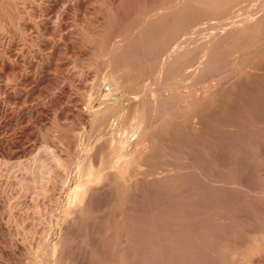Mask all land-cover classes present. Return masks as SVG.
Segmentation results:
<instances>
[{
  "label": "rangeland",
  "instance_id": "obj_1",
  "mask_svg": "<svg viewBox=\"0 0 264 264\" xmlns=\"http://www.w3.org/2000/svg\"><path fill=\"white\" fill-rule=\"evenodd\" d=\"M203 1L0 0V264H264V0Z\"/></svg>",
  "mask_w": 264,
  "mask_h": 264
},
{
  "label": "bare ground",
  "instance_id": "obj_2",
  "mask_svg": "<svg viewBox=\"0 0 264 264\" xmlns=\"http://www.w3.org/2000/svg\"><path fill=\"white\" fill-rule=\"evenodd\" d=\"M212 1H213V0H212ZM217 1H218V0H217ZM224 1H225V0H224ZM227 1H228V0H227ZM230 1H231V0H230ZM249 1H250V0H249ZM256 1H257V0H256ZM169 2H170V1H169ZM169 2H168V3H169ZM180 2H181V1H180ZM199 2H200V1H199ZM201 2H202V1H201ZM201 2H200V3H201ZM204 2H206V4H207V3L210 4L211 1L209 2V0H208V2H207V0H205V1H203V4H205ZM214 2H216V1H214ZM250 2H252V1H250ZM168 3H167V4H168ZM176 3H177V1H176ZM197 3H198V2H197ZM212 3H213V2H212ZM221 3H223V2H220V4H221ZM246 3H247V2H246ZM256 3H257V2H256ZM260 3H261V2H260ZM182 4H183V3H182ZM191 4H192V3H191ZM226 4H228V3H226ZM250 4H251V3H250ZM250 4H248V5L250 6ZM261 4H262V3H261ZM184 5H185V4H184ZM223 5H224V4H223ZM251 5H252V4H251ZM256 5H257V4H256ZM165 6H167V5H165ZM165 6H164V9H165ZM201 6H202V5H201ZM213 6H214V5H213ZM213 6H212V7H213ZM215 6H216V5H215ZM254 6H255V4H254ZM257 6H258V5H257ZM257 6H255V7H257ZM261 6H262V5H261ZM168 7H169V5H168ZM183 7H184V6H183ZM208 7H209V6H208ZM216 7H217V6H216ZM221 7H222V6H221ZM247 7H248V6H247ZM251 7H252V6H251ZM263 7H264V6H263ZM161 8H162V6H161ZM171 8H172V7H171ZM171 8H169V10H170ZM177 8H178V7H177ZM214 8H215V7H214ZM228 8H229V7H228ZM240 8H241V7H240ZM248 8H249V7H248ZM248 8H247V10H249ZM252 8H253V7H252ZM257 8H258L259 10H260V9L262 10V7L259 8V6H258ZM162 9H163V8H162ZM174 9H175V8H174ZM174 9H172V10H174ZM179 9H180L179 11L182 10L180 7H179ZM193 9H194V8H193ZM226 9H227V8H226ZM230 9H231V8H230ZM230 9H229V10H230ZM188 10H189V9H188ZM201 10H202V9H201ZM203 10H204V9H203ZM206 10H207V9H206ZM247 10H246V13H248ZM253 10H254V9H253ZM259 10H258V11H259ZM182 11H184V10H182ZM196 11H197V10H196ZM227 11H228V10H227ZM254 11H257V9L254 10ZM254 11H253V12H254ZM258 11H257V12H258ZM262 11H263V10H262ZM154 12H155V11H154ZM164 12H165V11H164ZM250 12H251V8H250ZM149 13H150V11H149ZM162 13H163V12H162ZM179 13H180V12H179ZM181 13H182V12H181ZM236 13H237V12H236ZM243 13H244V11H243ZM261 13H262V12H261ZM165 14H167V13H165ZM240 14H241V13H240ZM255 14H258V13L255 12ZM200 15H202V14H200ZM236 15H237V14H236ZM242 15H243V14H242ZM251 15H252V14H251ZM194 16H195V15H194ZM226 16H227V15H226ZM229 16H230V15H229ZM247 16H248V15H247ZM256 16H258V15H256ZM180 17H181V16H180ZM227 17H228V16H227ZM233 17H234V16H233ZM173 18H174V17H173ZM183 18H184V17H183ZM190 18H191V17H190ZM225 18H226V17H225ZM228 18H230V17H228ZM231 18H232V17H231ZM250 18L252 19V16H250ZM255 18H256V17H255ZM142 19H143V18H142ZM146 19H147V18H146ZM174 19H175V18H174ZM191 19H192V18H191ZM220 20H221V19H220ZM222 20H223V19H222ZM246 20H247V18H246ZM147 21H148V20H147ZM183 21H184V20H183ZM236 21H237V20H236ZM168 22H169V21H168ZM142 23L144 24V21H143ZM146 23H147V22H146ZM149 23H150V22H149ZM239 23H240V22H239ZM220 25H221V24H220ZM239 26H240V24H239ZM145 27H146V26H145ZM221 28H222V26H221ZM239 28H240V27H239ZM187 29H188V27H187ZM212 29H213V27H212ZM245 29H246V28H245ZM141 30H142V29H141ZM231 30H232V29H231ZM235 31H236V30H235ZM150 32H151V31H150ZM187 32H188V31H187ZM208 32H209V31H208ZM219 32H220V31H219ZM223 32H224V30H223ZM143 33H144V32H143ZM150 34H151V33H150ZM216 34H217V33H216ZM202 35H203V34H202ZM213 35H214V34H213ZM149 36H150V35H149ZM151 37H152V36H151ZM151 37H150V38H151ZM183 37H184V36H183ZM186 37H187V36H186ZM178 38H179V37H178ZM192 38H193V37H192ZM199 39H201V38H199ZM177 40H178V39H177ZM187 40H188V39H187ZM195 40H196V39H195ZM205 40H207V38H206ZM151 41H152V40H151ZM182 41H183V40H182ZM185 41H186V40H185ZM198 41H199V40H198ZM207 41H208V40H207ZM186 42H187V41H186ZM183 43H184V42H183ZM183 43H182V44H183ZM185 44H187V43H185ZM204 44H205V42H204ZM207 45H208V44H207ZM207 45H206V46H207ZM143 47H144V46H143ZM147 47H148V50H149V46H147ZM150 47H151V46H150ZM170 47H171V46H170ZM170 47H169V48H170ZM176 47H177V46H176ZM195 47H196V46H195ZM197 47H198V46H197ZM203 47H204V46H203ZM177 48H178V47H177ZM170 49H171V48H170ZM207 49H208V48H207ZM240 49H241V48H240ZM110 50H111V49H110ZM196 50H197V49H196ZM237 50H238V49H237ZM114 51H115V50H114ZM175 51H176V50H175ZM185 51H186V50H185ZM198 51H199V50H198ZM112 52H113V51H112ZM169 52H170V50H169ZM192 52H193V51H192ZM109 53H110V52H109ZM165 53H166V51L164 52V54H165ZM193 53H195V52H193ZM204 53H205V52H204ZM115 54H116V53H115ZM175 54H176V53H175ZM177 54H178V53H177ZM180 54H181V53H180ZM109 55H110V54H109ZM169 55H170V53H169ZM162 56H163V55H162ZM166 56H167V55H166ZM172 56H173V55H172ZM164 57H165V56H164ZM175 57H176V59H177V57H179V56H175ZM213 57H214V56H213ZM143 58H144V57H143ZM170 58H171V57H170ZM172 58H174V56H173ZM181 58H182V57H181ZM108 59H109V58H108ZM110 59H111V58H110ZM168 59H169V57H168ZM182 59H183V58H182ZM113 60H114V59H113ZM165 60H166V58H165L164 60H161V61H164V62H165ZM173 60H174V59H173ZM173 60H171V61L173 62ZM212 60H213V59H212ZM227 60H228V59H227ZM150 63H151V62H150ZM165 63H166V62H165ZM168 63H170V62H168ZM147 64H148V63H147ZM147 64H146V65H147ZM148 65H149V64H148ZM148 65H147V67H148ZM163 65H164V64H163ZM165 65H166V64H165ZM168 65H169V64H168ZM168 65H167V66H168ZM172 65H173V64H172ZM161 66H162V65H161ZM262 66H263V65H262ZM168 67H169V66H168ZM170 67H171V66H170ZM178 67H179V66H178ZM219 67H220V66H219ZM112 69H113V68H112ZM159 69L161 70V68H159ZM175 69H176V68H175ZM178 69H179V68H178ZM203 69H204V68H203ZM263 69H264V68H263ZM179 70H180V69H179ZM197 70H198V68H197ZM220 70H221V69H220ZM226 70H227V69H226ZM114 71H115V70H114ZM161 71H162V70H161ZM213 71H214V70H213ZM230 71H231V70H230ZM176 72H178V71H176ZM195 72H196V71H195ZM258 72H259V71H258ZM263 72H264V71H263ZM154 73H155V72H154ZM214 73H215V72H214ZM220 73H221V72H220ZM228 73H229V72H228ZM175 75H176V74H175ZM199 76H200V75H199ZM223 77H224V74H223ZM216 79H217V78H216ZM249 79H250V78H249ZM251 79H252V78H251ZM215 81H216V80H215ZM228 81H229V80H228ZM182 82H183V81H182ZM210 82H211V81H210ZM201 83H202V82H201ZM205 84H206V83H205ZM217 84H218V83H217ZM227 84H228V83H227ZM232 84H233V83H232ZM198 85H199V84H198ZM200 85H201V84H200ZM252 85H253V83H252ZM248 86H249V85H248ZM258 86H259V85H258ZM258 86H257V87H258ZM189 87H190V86H189ZM205 87H206V86H205ZM209 87H210V86H209ZM244 87H245V86H244ZM257 87L254 86V89L260 91V89H262L263 86H262L261 88L259 87L258 89H257ZM180 88H181V87H180ZM202 88H203V93L201 92V94H200L199 96L197 95V93H196V94L192 93L194 97H193V96H191V97H192V98H198L200 101H204V100L207 98V92H208V91L206 92V91H204V87H202ZM252 88H253V87H252ZM249 89H250V88H249ZM263 89H264V88H263ZM263 89H262V90H263ZM201 90H202V89H201ZM225 90H226V89H225ZM243 90H244V89H243ZM105 91H106V90H105ZM107 91H108V90H107ZM248 91H249V90H248ZM250 91H251V90H250ZM252 91H253V90H252ZM252 91H251V93H252ZM259 91H258V92H259ZM263 91H264V90H263ZM173 92H174V91H173ZM175 92H176V91H175ZM179 92H180V91H179ZM189 92H190V91H189ZM189 92H187V93L189 94ZM255 92H256V91H255ZM171 93H172V92H171ZM176 93H177V92H176ZM176 93H173V94L176 95ZM259 93L264 94L263 92H259ZM259 93H258V94H259ZM163 94H164V93H163ZM178 94H179V93H178ZM192 94H191V95H192ZM252 94H254V93H252ZM258 94H257L256 96H258ZM104 95H105V94H104ZM143 95H144V94H143ZM175 95H174V96H175ZM244 95H245V94H244ZM164 96H166V95H164ZM177 96H178V95H177ZM188 96H189V95H188ZM256 96H255V97H256ZM261 96H262V95H260V99H261ZM181 97H182V96H181ZM183 97H184V96H183ZM145 98H146V97H145ZM249 98H250V97H249ZM258 98H259V97H258ZM183 99H184V98H183ZM256 99H257V98H256ZM179 100H180V99H179ZM191 100H192V99H191L190 97H189V98H188V97H185L184 104L187 105L188 102H191V103H192ZM248 100H249V99H248ZM195 101H197V100H195ZM252 101H253V100H252ZM261 101H262V100H261ZM263 101H264V100H263ZM197 102H198V101H197ZM248 102H249V101H248ZM254 102H255V101H254ZM173 103H174V102H173ZM191 103H190V104H191ZM199 103H201V102H199ZM204 103H205V102H204ZM204 103H203V104H204ZM250 103H251V102H250ZM250 103H249V104H250ZM255 103H256V102H255ZM260 103H261V102H260ZM175 104H176V103H175ZM193 104H194V106H195L196 103L194 102V103H192L191 105H193ZM246 104H247V103H246ZM249 104H248V105H249ZM178 105H179V103H178ZM182 105H183V103H182ZM185 105H184V107H185ZM250 105H251V104H250ZM255 105H256V104H255ZM149 106H150V105H149ZM252 106H253V105H252ZM100 107H101V106H100ZM178 107H179V106H178ZM189 107H190V106L187 105V106L184 108V110H185V109H189V110H190L191 107H190V108H189ZM247 107H248V106H247ZM260 107H261V106H260ZM95 108H96V107H95ZM98 108H99V107H98ZM148 108H149V107H148ZM254 108H257V107H254ZM252 109H253V108H252ZM141 110H142V109H141ZM249 110H250V108H249ZM255 110H256V109H255ZM181 111H182V110H181ZM186 111H188V110H186ZM201 111H203V109H202ZM251 111H252V110H251ZM261 111H263V110H261ZM184 112H185V111H184ZM184 112H183V113H184ZM195 113H196V112H195ZM200 113H201V112H200ZM252 113H253V112H252ZM257 113H258V112H257ZM260 113H261V112H260ZM255 115H256V114H255ZM253 116H254V115H253ZM242 117H244V116H242ZM244 119H245V118H244ZM249 119H250V118H249ZM252 119H253V118H252ZM258 120H259V118H258ZM140 121H141V118H140V116H138L137 114H135V115H133V116L131 117L129 128H127V127H126V128H123V129L119 132V133H120V138H118V141H117L118 144H119V145L117 144L118 147H121V148H128V145H131V144H130V141H131V139H132L131 136L133 135L135 129L137 128V126H141V127H142V125H138V124L140 123ZM228 121H229V120H228ZM141 122H143V121H141ZM83 123H84V122H83ZM143 123H144V122H143ZM231 125H232V124H231ZM233 125H235V124H233ZM237 125H238V124H237ZM121 128H122V127H121ZM252 128H253V127H252ZM257 128H258V127H257ZM83 129H84V128H83ZM140 129L143 130V127L140 128ZM78 130H80V129H78ZM91 130H92V129H91ZM118 130H119V129H118ZM248 130H249V129H248ZM248 130H247V131H248ZM88 131H89V130H88ZM140 131H141V130H140ZM256 131H258V130H256ZM78 132H79V131H78ZM78 132H77V133H78ZM81 132H82V131H81ZM90 132H92V131H90ZM210 132H211V131H210ZM260 132H261V131H260ZM260 132L258 133L259 135H260ZM221 133H222V132H221ZM89 134H91V133H89ZM138 134H139V133H138ZM208 134H210V133H208ZM239 134H240V133H239ZM218 135H219V134H218ZM262 135H264V134L262 133ZM228 136H229V135H228ZM233 137H234V135H233ZM237 137H238V136H237ZM237 137H235V138H237ZM209 139H210V138H209ZM263 139H264V138H263ZM114 140H117V139H114ZM235 140H236V139H235ZM257 140H258V139H257ZM133 141H134V140H133ZM135 141H136V140H135ZM135 141H134V143H135ZM214 141H215V140H214ZM226 141H227V140H226ZM247 141H248V140H247ZM187 142H188V141H187ZM190 142H191V141H190ZM205 142H206V141H205ZM215 142H216V141H215ZM259 142H260V141H259ZM145 143H146V142H145ZM194 143H195V142H194ZM261 143H262V142H261ZM132 144H133V143H132ZM210 144H211V143H210ZM219 144H221V143H219ZM240 144H241V143H240ZM240 144H239V146H240ZM256 144H257V143H256ZM224 145H225V144H224ZM260 145H261V144H260ZM144 146H145V145H144ZM217 146H218V145H217ZM225 146H226V145H225ZM262 146H263V145H262ZM262 146H261V147H262ZM138 147H139V146H138ZM129 148H130V147H129ZM215 148H216V147H215ZM230 148H231V147H230ZM244 148H245V147H244ZM263 148H264V147H263ZM136 149H139V148H137V143L133 144L132 147H131V148L128 150V152H126V153H127V154H131V153L134 152V150H136ZM194 149H195V147H194ZM232 149H234V148L232 147ZM238 149H241V148H238ZM183 150H184V149H183ZM213 150H214V149H213ZM213 150H212V151H213ZM241 150H243V149H241ZM248 150H249V149H248ZM140 151H141V150H140ZM140 151H139V152H140ZM190 151H191V150H190ZM197 151H198V150H197ZM220 151L222 152V150H220ZM233 151H234V150H233ZM233 151H232V152H233ZM113 152H114V151H113ZM192 152H194V151H192ZM221 152H220V154H222ZM242 152L244 153V151H242ZM242 152H241V153H242ZM249 152H252V151L250 150ZM229 153H230V152H229ZM229 153H228V154H229ZM241 153H240V154H241ZM226 154H227V153H226ZM226 154H224V155H225V157L228 158V156H226ZM228 154H227V155H228ZM233 154H234V152H233ZM125 155H126V154H125ZM135 155H136V154H135ZM135 155H132V157L135 156ZM197 155H198V154H197ZM224 155H223V156H224ZM234 155H235V158H236V154H234ZM251 155H252V154H251ZM217 156H218V155H216V157H217ZM229 156H230V155H229ZM122 157H123V156H122ZM124 157H125V156H124ZM130 157H131V156H130ZM132 157H131V159H132ZM135 157H136V156H135ZM187 157H188V156H187ZM203 157H204V156H203ZM232 157H233V156H232ZM263 157H264V156H263ZM133 158H134V157H133ZM115 159H116V158H115ZM125 159H126V158H125ZM134 159H135V158H134ZM196 159H197V158H196ZM221 159H222V158H221ZM249 159H250V158H249ZM126 160H127V159H126ZM191 160H192V159H191ZM193 160H194V159H193ZM199 160H201V159H199ZM229 160H230V159H229ZM234 160H235V159H234ZM246 160L248 161L247 157H246ZM118 161H119V160H118ZM128 161H130V160H128ZM227 161H228V160H227ZM242 161H244V159H242ZM251 161H253V160H251ZM116 162H117V160H116ZM191 162H192V161H191ZM195 162H196V161H195ZM206 162H207V161H206ZM233 162H234V161H233ZM233 162H232V163H233ZM59 163H60V162H59ZM126 163H127V162H126ZM133 163H134V162H133ZM202 163H203V162H202ZM237 163H238V162H237ZM190 164H191V163H190ZM200 164H201V163H200ZM212 164H213V163H212ZM223 164H224V163H223ZM248 164H249V163H247V165H248ZM251 164H252V163H251ZM217 165H218V164H217ZM217 165H216V166H217ZM242 165H243V164H242ZM242 165H241V167H242ZM245 165H246V164L244 163V166H245ZM257 165H258V163H257ZM102 166H103V165H101V168H102ZM196 166H197V165H196ZM249 166H250V165H249ZM258 166H259V165H258ZM261 166H262V164H261ZM125 167H126V164H125L124 161H122V162H120V164H117V165H116V169H118V170H122L123 168L125 169ZM142 167H143V166H142ZM199 167H200V166H199ZM213 167H214V165H213ZM213 167H212V168H213ZM247 167H248V166H247ZM247 167H246V168H247ZM249 168H250V167H249ZM249 168H248V169H249ZM98 169H100V168H98ZM198 169H199V168H198ZM214 169H215V170H214ZM214 169H213V170H214L215 173H216V170H217V169H216L215 167H214ZM218 169H219V168H218ZM240 169H241V168H240ZM250 169H251V168H250ZM213 170H212V171H213ZM260 170L262 171V169H260ZM90 171H91V170H90ZM111 171H112V170H111ZM217 171H218V170H217ZM221 171H222V169H221ZM239 171H241V174H242V173H245V172L247 171V169L245 170V172H243V169H242V170H239ZM239 171H238V172H239ZM200 172H201V171H200ZM202 172H204V171H202ZM249 172H250V171H249ZM262 172H263V171H262ZM101 173H102V172H101ZM195 173H196V171H195ZM198 173H199V172H198ZM219 173H220V171H219ZM222 173H224V172H222ZM222 173H220V174L222 175ZM246 173H247V172H246ZM255 173H256V171H255ZM111 174H112V173H111ZM193 174H194V173H193ZM213 174H214V173H213ZM217 174H218V173H217ZM220 174H219V175H220ZM236 174H237V173H236ZM238 174H239V173H238ZM238 174H237V175H238ZM249 174H250V173H249ZM82 175H83V173H82ZM100 175H101V174H100ZM180 175H183V174H180ZM219 175H218V176H219ZM221 175H220V176H221ZM232 175H234V174H232ZM239 175H240V174H239ZM243 175H244V174H243ZM252 175H253V174H252ZM76 176H77V175H76ZM90 176H91V175H90ZM174 176H176V175H174ZM195 176H197V174H196ZM198 176H200V175H198ZM204 176H205V175H204ZM241 176H242V175H241ZM244 176H246V175H244ZM247 176H248V174H247ZM257 176H258V175H257ZM105 177H106V176H105ZM181 177H182V176H181ZM181 177H179V178H181ZM201 177H203V176H201ZM212 177H213V176H212ZM212 177H211V178H212ZM236 177H237V176H236ZM238 177H239V176H238ZM242 177H243V176H242ZM260 177H261V176H260ZM197 178H198V177H197ZM197 178H196V179H197ZM215 178H216V177H215ZM218 178H219V177H218ZM218 178H216V179H218ZM224 178H225V176H224ZM253 178H254V177H252L251 180H254ZM255 178H256V176H255ZM261 178L264 179L263 176H262ZM261 178H260V179L258 178V179L260 180L259 184H260V186L262 185L263 188H264V181H263V180L261 181ZM131 179H132V178H130V180H131ZM164 179H165V178H164ZM196 179H195V181H196ZM199 179L201 180L202 178H199ZM213 179H214V177H213ZM228 179H229V178H228ZM230 179H231V178H230ZM237 179H238V178H237ZM240 179H241V178H240ZM244 179H245V177H244ZM85 180H86V178H85ZM165 180H166V179H165ZM174 180H175V179H174ZM202 180H205V179H202ZM251 180H250V181H251ZM255 180H256V179H255ZM67 181H68V180H67ZM78 181H79V179H78ZM80 181H81V180H80ZM113 181H114V180H113ZM167 181H170V180H167ZM184 181H185V180H184ZM184 181H183V182H184ZM207 181H208V180H207ZM239 181H240V180H239ZM247 181H248V180H247ZM89 182H90V181H89ZM89 182H88V183H89ZM91 182H92V181H91ZM96 182H97V180H96ZM180 182H181V181H180ZM188 182H189V181H188ZM196 182H197V181H196ZM196 182H195V183H196ZM205 182H206V181H205ZM229 182H230V181H229ZM84 183H85V182H84ZM202 183H204V182L202 181ZM216 183L219 184V185H218V190H219V191H218L216 188H215V190H217V191H218V194H221V197H222V196L224 195V190H226V187L229 186L230 184L228 183L229 185H227V186L224 185L223 180L221 181V178H220L219 181L216 182ZM216 183H215V184H216ZM225 183H226V182H225ZM240 183H241V182H240ZM247 183H248V182H247ZM80 184H81V183H80ZM86 184H87V182H86ZM95 184H96V183H95ZM208 184H210V183H208ZM208 184H207V185H208ZM235 184H236V183H234L233 185H235ZM248 184H249V183H248ZM253 184H254V183H253ZM257 184H258V183H257ZM257 184H255V186H256ZM92 185H93V184H92ZM179 185H181V184H179ZM185 185H186V181H185ZM187 185H188V184H187ZM192 185H193V184H192ZM194 185H195V184H194ZM194 185H193V186H194ZM201 185H205V183H204V184H201ZM76 186H77V184H76ZM158 186H160V185H158ZM172 186H174V185H172ZM177 186H178V184H177ZM177 186H176V187H177ZM199 186H200V184H199ZM236 186H237V184H236ZM168 187H170V189L173 190V189L171 188V185L168 186ZM211 187H212V185H211ZM241 187H242V186H241ZM251 187H252V186H251ZM253 187H254V186H253ZM84 188H85V187H84ZM126 188H128V187H126ZM202 188H203V187H202ZM202 188H199V189L202 190ZM206 188H207V187H206ZM208 188H209V185H208ZM208 188H207V189H208ZM224 188H225V189H224ZM227 188H229V187H227ZM258 188H261V187H258ZM170 189H169V191H170ZM207 189H206V190H207ZM211 189H212V188H211ZM229 189H230V188H229ZM245 189H246V188H245ZM248 189H249V193L252 194V195H254V194L252 193V190H253V189L250 190V187H248ZM256 189H257V188H256ZM164 190H165V189H164ZM182 190H183V189H181V191H182ZM195 190H196V189H195ZM208 190H209V189H208ZM208 190H207V191H208ZM213 190H214V189H213ZM235 190H236V189H235ZM240 190L242 191V189H240ZM167 191H168V189H167ZM174 191H176V190H174ZM192 191H193V190H192ZM197 191H198V190H197ZM197 191H196V192H197ZM204 191H205V189H204ZM207 191H205V193H206ZM211 191H212V190H211ZM211 191H210V192H211ZM217 191H216V193H217ZM230 191H231V190H230ZM238 191H239V190H238ZM241 191H240V192H241ZM247 191H248V190H247ZM83 192H84V190H83ZM98 192H99V191H98ZM164 192H165V191H164ZM199 192H200V191H199ZM213 192H214V191H213ZM240 192H239V193H240ZM255 192H256V191H255ZM255 192H254V193H255ZM258 192H259V191H258ZM166 193H167V192H166ZM180 193H181V192H180ZM187 193H188V191H187ZM201 193H203V192H201ZM207 193H208V192H207ZM214 193H215V192H214ZM230 193H232V191H231ZM236 193H237V192H236ZM241 193H242V192H241ZM247 193H248V192H246V194H247ZM99 194H100V193H99ZM160 194H161V193H160ZM170 194H172V193H170ZM183 194H184V193H183ZM191 194H192V193H191ZM197 194H198V193H197ZM226 194H227V193H226ZM228 194H229V193H228ZM242 194H243V196H244V193H242ZM259 194H261V193H259ZM263 194H264V192H263ZM157 195H158V193H157ZM193 195H194V194H193ZM193 195H192V196H193ZM202 195H203V194H202ZM210 195H211V194H210ZM231 195H232V194H230V197H231ZM235 195H236V194H235ZM238 195H239V194H238ZM252 195H251V197H252ZM255 195H256V194H255ZM261 195H262V194H261ZM171 196H172V195H171ZM177 196H179V195H177ZM196 196H197V195H196ZM208 196H209V195H208ZM224 196H227V195H224ZM258 196H259V195H257L256 197H258ZM89 197H90V195H89ZM134 197H135V196H134ZM216 197H217V195H216ZM216 197H215V198H216ZM219 197H220V196H219ZM253 197H254V196H253ZM256 197H255V198H256ZM263 197H264V196H263ZM85 198H86V197H85ZM123 198H124V197H123ZM177 198H178V197H177ZM179 198H180V196H179ZM207 198H208V197H207ZM222 198H223V197H222ZM224 198H225V197H224ZM233 198L236 199L237 197H234V196H233ZM241 198H242V197H241ZM259 198H260V197H259ZM94 199H95V198H94ZM100 199H101V198H100ZM170 199H171V198H170ZM193 199H194V198H193ZM219 199H220V198H219ZM229 199H230V198H229ZM237 199H238V198H237ZM89 200H90V199H89ZM89 200H88V202H89ZM159 200H160V199H159ZM167 200H168V199H167ZM173 200H175V199H173ZM179 200H180V199H179ZM199 200H200V199H199ZM231 200H232V198H231ZM249 200H250V199H249ZM253 200H254V199H253ZM84 201L86 202L85 199H84ZM97 201H98V200H97ZM169 201H170V200H169ZM171 201H172V200H171ZM186 201H187V200H186ZM189 201H190V200H189ZM193 201H194V200H193ZM208 201H209V200H208ZM219 201H220V200H219ZM225 201H226V200H225ZM244 201H245V200H244ZM259 201H261V200H259ZM71 202H72V201H71ZM82 202H83V201H82ZM130 202H131V201H130ZM164 202H165V201H164ZM173 202H175V201H173ZM176 202L178 203V201H176ZM191 202H192V201H191ZM209 202H210V201H209ZM223 202H224V201H223ZM223 202H221V203H219V204L217 205V206H218L217 209L219 210V213L217 214V216H219V217H224V216H223L224 213H222L223 215L221 214L222 209L225 207V205L223 204ZM242 202H243V201H242ZM254 202L256 203V201H254ZM83 203H84V202H83ZM180 203H181V202H180ZM189 203H190V202H188L187 204H189ZM226 203H227V202H226ZM257 203H258V201H257ZM90 204H91V203H90ZM158 204H159V203H158ZM181 204H182V203H181ZM253 204H254V203H253ZM72 205H73V204H72ZM128 205H129V204H128ZM190 205H191V204H190ZM201 205H202V203H201ZM233 205H234V204H233ZM261 205H262V204H261ZM161 206H162V205H161ZM187 206H189V205H187ZM229 206H230V204H229ZM240 206H241V205H240ZM252 206H253V205H252ZM254 206H255V204H254ZM254 206H253V207H254ZM84 207H85V206H84ZM84 207H83V208H84ZM159 207H160V206H159ZM167 207H168V206H167ZM178 207H179V206H178ZM210 207H211V206H210ZM212 207H213V206H212ZM214 207H216V206L214 205ZM257 207L259 208V205H258ZM262 207H263V205H262ZM163 208H164V207H163ZM163 208H162V209H163ZM170 208H171V207H170ZM182 208H183V207H182ZM251 208H252V207H251ZM260 208H261V206H260ZM70 209H71V207H70ZM76 209H78V208H76ZM91 209H92V208H91ZM154 209H155V208H154ZM165 209H166V208H165ZM165 209H164V210H165ZM189 209H191V208H189ZM217 209H215V210L217 211ZM234 209H235V208H234ZM241 209H242V208H241ZM166 210H167V209H166ZM171 210H172V209H171ZM191 210H192V209H191ZM191 210H190V211H191ZM215 210H213V211H215ZM242 210H243V209H242ZM245 210H246V209H245ZM259 210H260V209H259ZM79 211H80V210H79ZM79 211H78V212H79ZM94 211H95V210H94ZM158 211H160V210H158ZM167 211H168V210H167ZM192 211H193V210H192ZM209 211H210V210H209ZM231 211H232V209H231ZM67 212H68V211H67ZM135 212H136V211H135ZM193 212H194V211H193ZM237 212H238V211H237ZM259 212H260V211H259ZM182 213H183V212H182ZM230 213H231V212H230ZM239 213H240V212H239ZM245 213H246V212H245ZM255 213H257V212L255 211ZM74 214H75V213H74ZM76 214H77V213H76ZM78 214H79V213H78ZM118 214H119V217H120L121 214H120V213H118ZM118 214H117V216H118ZM124 214H125V213H124ZM173 214H174V213H173ZM175 214H176V213H175ZM175 214H174V216H175ZM184 214H185V212H184ZM187 214H188V213H187ZM212 214H213V213H212ZM234 214L238 216V214H236V213H234ZM257 214H258V213H257ZM98 215H99V214H98ZM135 215H136V214H135ZM154 215H155V214H154ZM165 215H166V213H165ZM178 215H179V214H178ZM185 215H186V214H185ZM227 215H229V212H228V211H227V214H226V218H227ZM261 215H264V214L261 213ZM261 215H260V216H261ZM213 216H214V215H213ZM74 217H75V216H74ZM87 217H88V216H87ZM87 217H86V218H87ZM119 217H118V219H119ZM164 217H165V216H164ZM203 217H204V216H203ZM214 217H215V216H214ZM109 218H110V217H109ZM116 218H117V217H116ZM189 218H190V217H189ZM197 218H198V217H197ZM243 218H244V217H243ZM254 218H255V217H254ZM254 218H253V219H254ZM121 219H122V218H121ZM148 219H149V218H148ZM192 219H193V218H192ZM199 219H200V218H199ZM235 219H236V218H235ZM237 219H238V218H237ZM237 219H236V220H237ZM241 219H242V218H241ZM241 219H240V220H237V221H242ZM70 220H71V219H70ZM119 220H120V219H119ZM129 220H130V219H129ZM193 220H194V219H193ZM256 220L258 221V219H256ZM256 220H255V221H256ZM261 220H263V218H262ZM67 221H68V220H67ZM244 221L246 222V220H244ZM253 221H254V220H253ZM257 221H256V222H257ZM72 222H73V221H72ZM96 222H97V221H96ZM119 222H122V220L119 221ZM235 222H236V221H235ZM242 222H243V221H242ZM242 222H241V223H242ZM260 222H261V221H260ZM133 223H134V222H133ZM158 223H159V221H158ZM181 223H182V222H181ZM220 223H223V222L221 221ZM250 223H251V222H250ZM257 223H259V221H258ZM257 223H256V224H251V225L255 226V225H257ZM261 223H264V222H261ZM182 224H183V223H182ZM227 224H228V223H227ZM236 224H237V223H236ZM238 224H239V223H238ZM244 224H245V223H244ZM247 224H248V223H247ZM259 224H260V223H259ZM136 225H137V224H136ZM143 225H144V224H143ZM171 225H172V224H171ZM202 225H203V224H202ZM202 225H201V226H202ZM223 225L227 227V225H225V224H223ZM242 225H243V224H242ZM261 225H263V224H261ZM144 226H145V225H144ZM155 226H156V225H155ZM247 226H248V225H247ZM253 226H251V229H252V230H254V227H253ZM68 227H69V226H68ZM156 227H157V226H156ZM158 227H159V226H158ZM179 227H180V226H179ZM238 227H239V226H238ZM252 227H253V228H252ZM257 227H258V226H257ZM263 227H264V225L262 226L261 229L264 230ZM140 228H141V227H140ZM182 228H183V227H182ZM194 228H195V226H194ZM255 228H256V227H255ZM258 228H259V227H258ZM64 229L66 230V228H64ZM64 229H63V230H64ZM67 229H68V228H67ZM155 229H156V228H155ZM196 229H198V228H196ZM227 229H228V228H227ZM230 229H231V228H230ZM259 229H260V228H259ZM238 230H239V229H238ZM61 231H62V230H61ZM69 231H70V230H69ZM155 231H156V230H155ZM161 231H164V230H161ZM200 231H201V230H200ZM241 231H242V230H241ZM151 232L153 233L154 230L151 231ZM214 232H215V231H214ZM249 232H250V231H249ZM160 233H161V232H160ZM171 233H172V232H171ZM217 233H218V232H217ZM237 233H238V232H237ZM237 233H236V234H237ZM243 233H244V232H243ZM65 234H66V233H65ZM157 234H159V233H157ZM164 234H165V233H164ZM189 234H190V233H189ZM233 234L236 235V234L234 233V231H233ZM124 235H125V234H124ZM159 235H163V234H159ZM215 235H216V234H215ZM251 235H252V234H251ZM122 236H123V235H122ZM154 236H155V235H154ZM218 236H219V235H218ZM227 236H228V235H227ZM227 236H226V237H227ZM236 236H237V235H236ZM242 236H243V235H242ZM248 236H250V235L248 234ZM128 237H129V236H128ZM134 237H137V236H134ZM140 237H141V236H140ZM157 237H158V236H157ZM215 237H217V236H215ZM228 237H229V236H228ZM228 237H227V238H228ZM232 237H233V236H232ZM252 237H253V236H252ZM126 238H127V237H126ZM126 238H125V239H126ZM137 238H138V237H137ZM182 238H183V237H182ZM212 238H213V237H212ZM234 238H235V237H234ZM234 238H233V239H234ZM244 238H246V237H244ZM247 238H248V237H247ZM247 238H246V240H248ZM250 238H251V237H250ZM258 238H259V237H258ZM263 238H264V237H263ZM114 239H115V238H114ZM140 239L143 240V237H141ZM140 239H137V240H139V241H137L138 243L140 242ZM148 239H150V238H148ZM154 239H155V238H154ZM215 239H216V238H215ZM220 239H221V238H220ZM239 239H240L239 237H238V239L236 238L237 241H238ZM116 240H117V239H116ZM118 240H119V239H118ZM134 240H135V239H134ZM150 240H151V239H150ZM162 240H163V239H162ZM162 240H159V241H161L160 243L163 242ZM173 240H174V239H173ZM217 240H219V239H217ZM234 240H235V239H234ZM121 241H122V240H121ZM143 241H144V240H143ZM146 241H147V240H146ZM226 241H227V240H226ZM232 241H233V240H232ZM115 242H116V241H115ZM123 242L126 243V240H124ZM147 242H149V241H147ZM174 242H175V241H174ZM190 242H192V241H190ZM195 242H196V241H195ZM217 242H218V241H217ZM219 242H220V240H219ZM219 242H218V243H219ZM223 242H224V241H223ZM229 242H231V241H229ZM229 242H228V243H229ZM235 242H236V241H235ZM116 243H117V242H116ZM119 243H120V242L118 241L117 245H118ZM135 243H136V242H135ZM135 243H134V244H135ZM144 243H146V242L144 241ZM152 243H153V242H151L150 245H151ZM182 243H183V241H182ZM203 243H204V242H203ZM231 243H233V242H231ZM237 243H238V242H237ZM246 243H247V242H246ZM113 244H114V242H113ZM113 244H112V245H113ZM131 244H133V243L131 242ZM142 244H143V242H142ZM142 244H141V245H142ZM154 244L157 245L158 243H157V244L154 243ZM167 244H168V243H167ZM169 244H170V243H169ZM220 244H221V243H220ZM241 244H242V243H241ZM112 245H111V246H112ZM120 245H121V244H120ZM128 245H129V244H128ZM136 245L138 246V244H136ZM141 245H140V247H141ZM147 245H148V244L146 243L145 247H146ZM184 245H185V244H184ZM217 245H218V244H217ZM114 246H115V245H114ZM124 246H125V245H124ZM132 246H133V245H132ZM159 246H161V244H160ZM221 246H222V244H221ZM226 246H227V245H226ZM238 246H239V245H238ZM112 247H113V246H112ZM135 247H136V246H135ZM140 247H139V248H140ZM142 247H143V245H142ZM147 247H148V246H147ZM161 247H162V246H161ZM189 247H190V245H189ZM192 247H193V246H192ZM239 247H240V246H239ZM62 248H63V247H62ZM115 248H116V246H115ZM127 248H130V249H131L130 246H128ZM132 248H133V250H134V246H133ZM156 248H157V246H156ZM242 248H243V247H242ZM242 248H241V249H242ZM130 249L127 250V251L130 252ZM147 249L149 250V248H147ZM154 249H155V248H154ZM154 249H153V250H154ZM173 249H174V248H173ZM224 249H226L225 246H224ZM237 249H240V248L237 247ZM243 249H244V248H243ZM114 250H115V249H114ZM123 250H124V249H121V251H123ZM125 250H126V249H125ZM133 250H132V251H133ZM138 250H139V249H138ZM142 250H144V248H143ZM145 250H146V249H145ZM159 250H160V249H159ZM171 250H172V248H171ZM244 250H245V249H244ZM56 251H57V250H56ZM117 251H118V250H117ZM140 251H141V250H140ZM155 251H156V249H155ZM227 251H228V248H227ZM251 251H252V250H251ZM251 251H250V252H251ZM114 252H115V251H114ZM128 252H127V253H128ZM143 252H144V251H143ZM143 252H141V253H142V255H141L142 260H143ZM175 252H176V251H175ZM180 252H181V251H180ZM125 253H126V251H125ZM133 253H134V252H133ZM144 253H145V252H144ZM147 253H148V252H147ZM152 253H153V251H152ZM166 253H167V252H166ZM194 253L197 254L198 252H197V251H196V252L194 251ZM199 253H200V252H199ZM232 253H233V252H232ZM236 253H237V252H236ZM240 253H241V252H240ZM240 253L238 252V254H240ZM242 253H243V252H242ZM252 253H253V252H252ZM115 254H116V253H115ZM117 254H118V253H117ZM120 254H121V253H120ZM123 254H124V253H123ZM130 254H131V256L133 255L132 253H130ZM130 254H129V255H130ZM134 254H135V253H134ZM136 254L138 255L137 252H136ZM136 254H135V255H136ZM149 254H150V253H149ZM149 254H148V255H147V254L144 255V260H145V256H147L146 258L149 257ZM153 254H154V253H153ZM181 254H183V252H182ZM185 254L187 255L188 253H185ZM203 254H204V253H203ZM129 255H128V257H129ZM155 255H156V254H155ZM177 255H178V254H177ZM189 255H190V254H188V259H191V258H189ZM198 255H199V254H198ZM223 255H224V254H223ZM232 255H233V254H232ZM58 256H59V255H58ZM116 256H117V255H116ZM126 256H127V255H126ZM150 256H151V258L153 257V259H150L151 262H152L156 257L154 258L153 255H150ZM178 256H180V255H178ZM203 256H205V255H203ZM215 256H216V255H215ZM241 256H242V255H241ZM243 256H244V254H243ZM60 257L62 258V256H60ZM128 257H125V258L128 259ZM141 257L139 256V259H140V260H141ZM169 257H170V256H169ZM180 257H181V256H180ZM180 257H179V258H180ZM190 257H192V256H190ZM216 257H217V256H216ZM232 257L236 258L235 256H232ZM237 257H238V255H237ZM136 258L138 259V257H136ZM149 258H150V257H149ZM212 258H213V257H212ZM219 258H220V257H219ZM240 258H241V257H240ZM240 258H239V259H240ZM242 258H243V257H242ZM258 258H259V257H258ZM53 259H54V258H53ZM116 259H117V257H116ZM129 259H130V258H129ZM165 259H166V257H165ZM169 259H170V258H169ZM182 259H183V258H182ZM195 259H196V258H195ZM213 259H214V258H213ZM228 259H229V258H228ZM231 259H232V258H231ZM236 259H237V258H236ZM120 260H122V259H120ZM123 260H124V257H123ZM125 260H126V259H125ZM130 260H131V259H130ZM140 260H139V262H141ZM144 260H143V261H144ZM148 260H149V259H148ZM150 260H149V261H150ZM156 260H157V259H155L154 261H156ZM215 260H216V258H215ZM244 260H245V258H244ZM127 261H129V260H127ZM195 261H196V260H194V263H196ZM200 261H201V260H200ZM238 261H239V260H238ZM238 261H237V262H238ZM240 261L242 262L241 259H240ZM55 262H56V261H55ZM139 262H138V263H139ZM160 262H161V261L159 260V263H160ZM181 262H182V261H181ZM191 262H192V261H191ZM210 262H211V261H210ZM218 262L220 263V259H219ZM135 263H137V261H136V262L134 261L133 264H135ZM138 263H137V264H138ZM141 263H143V262H141ZM141 263H140V264H141ZM148 263H149V262H147V264H148ZM157 263H158V261H157ZM182 263H183V262H182ZM188 263H189V262H188ZM194 263H192V264H194ZM219 263H218V264H219ZM242 263H243V262H242ZM57 264H58V263H57ZM145 264H146V261H145ZM149 264H150V263H149ZM152 264H153V263H152ZM161 264H163V263H161ZM164 264H165V263H164ZM170 264H171V263H170ZM177 264H178V263H177ZM185 264H186V263H185ZM197 264H198V262H197ZM207 264H208V263H207ZM237 264H238V263H237ZM239 264H240V263H239Z\"/></svg>",
  "mask_w": 264,
  "mask_h": 264
}]
</instances>
